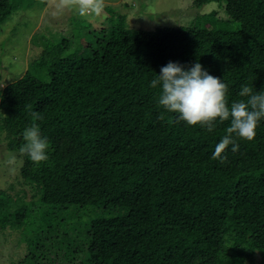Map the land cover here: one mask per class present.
Here are the masks:
<instances>
[{"label": "trees", "instance_id": "16d2710c", "mask_svg": "<svg viewBox=\"0 0 264 264\" xmlns=\"http://www.w3.org/2000/svg\"><path fill=\"white\" fill-rule=\"evenodd\" d=\"M214 1L224 13L188 29L119 28L112 11L118 22L78 43H44L0 89L6 147L31 190L0 188L1 246L16 236L10 258L23 249L13 264H264V119L220 163L230 121L189 126L150 87L169 62H199L227 85L229 106L242 85L264 91V0L194 4ZM32 2L0 0V25ZM33 113L49 141L39 165L19 153Z\"/></svg>", "mask_w": 264, "mask_h": 264}, {"label": "rangeland", "instance_id": "374dc122", "mask_svg": "<svg viewBox=\"0 0 264 264\" xmlns=\"http://www.w3.org/2000/svg\"><path fill=\"white\" fill-rule=\"evenodd\" d=\"M57 3L58 0H33L32 6L14 12L0 25V89L27 71L29 61L41 54L44 43H59L62 39L78 43L85 33L89 37L91 28L106 27L104 20L109 22L106 17L115 18L118 22L119 12L124 17L118 27L128 30H155L166 26L188 29L203 24V16L213 10L220 15L224 13L221 2L216 1L198 6L194 4V0H105L104 14L101 17L84 18L75 11L60 12ZM112 11H117L116 15ZM221 23L232 28L226 24L228 22ZM2 118L0 110V188L6 189L13 184L14 189L9 190L11 193L26 188L29 197L30 188L20 182L21 177H16L22 161L17 152L6 147L8 133ZM11 156L16 157L14 173L10 171L12 166L6 163ZM15 238L16 236H11L3 246L1 244L6 239L0 240V264H13L12 261L23 255V249H17V246L11 253H20L10 258V247L15 243ZM255 264H260L259 260Z\"/></svg>", "mask_w": 264, "mask_h": 264}, {"label": "clouds", "instance_id": "9594fccd", "mask_svg": "<svg viewBox=\"0 0 264 264\" xmlns=\"http://www.w3.org/2000/svg\"><path fill=\"white\" fill-rule=\"evenodd\" d=\"M56 6L60 12L75 11L80 17L99 18L104 14L105 0H58ZM158 86V105L178 114V119L189 126L199 125L212 132L217 121H230L212 155V159L220 163L227 160L224 153L230 145L233 152L239 150L237 139L253 141L258 123L264 119V91L257 92L252 86L242 85L238 93L241 99L229 106L227 85L205 71L199 62L187 70L169 62L162 67L161 74L150 82L153 89ZM40 119L38 113H33V122L24 129L23 144L19 148V153L36 165L47 161L49 149V141L41 135L36 123ZM6 163L12 166L10 171L14 173L16 157H9Z\"/></svg>", "mask_w": 264, "mask_h": 264}]
</instances>
